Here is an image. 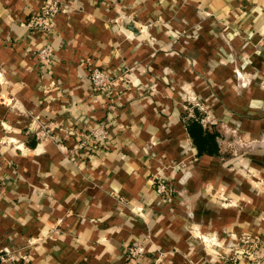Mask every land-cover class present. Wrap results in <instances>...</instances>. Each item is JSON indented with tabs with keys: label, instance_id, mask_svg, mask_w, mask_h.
I'll return each instance as SVG.
<instances>
[{
	"label": "crops",
	"instance_id": "1",
	"mask_svg": "<svg viewBox=\"0 0 264 264\" xmlns=\"http://www.w3.org/2000/svg\"><path fill=\"white\" fill-rule=\"evenodd\" d=\"M44 1L0 0V256L243 264L248 234L264 260V0H52L48 67L26 26Z\"/></svg>",
	"mask_w": 264,
	"mask_h": 264
},
{
	"label": "built area",
	"instance_id": "2",
	"mask_svg": "<svg viewBox=\"0 0 264 264\" xmlns=\"http://www.w3.org/2000/svg\"><path fill=\"white\" fill-rule=\"evenodd\" d=\"M58 3L52 0H46L42 3L40 11L32 16L26 26L43 35L45 43L37 50V57L41 66L48 67L52 64L55 55V49L50 41L51 31L56 23L58 15ZM2 73H0V76ZM90 80L93 88L100 93H109L114 86L115 76L111 72L96 68L90 73ZM110 128L108 124L102 123L91 130L88 134L80 138L78 148L87 151H94L108 143ZM80 137V136H79ZM157 191L160 194L167 195L169 187L163 181H160L157 186ZM5 254L0 256V264H14L18 257L5 249ZM235 251L243 259V264H263L261 256L260 240L252 238L250 235H243L236 244ZM145 253V245L141 243L132 244L127 248V255L130 259H137Z\"/></svg>",
	"mask_w": 264,
	"mask_h": 264
},
{
	"label": "trees",
	"instance_id": "3",
	"mask_svg": "<svg viewBox=\"0 0 264 264\" xmlns=\"http://www.w3.org/2000/svg\"><path fill=\"white\" fill-rule=\"evenodd\" d=\"M189 132H190V134H191L192 139H193L194 141H196V137H194V134H193V131L191 130V128H190ZM197 143H198V145H199L200 147H205V146H206V143H205V142H204L203 146L200 144L199 141H198Z\"/></svg>",
	"mask_w": 264,
	"mask_h": 264
}]
</instances>
